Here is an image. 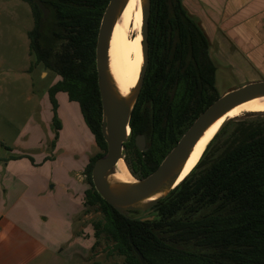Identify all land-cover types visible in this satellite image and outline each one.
<instances>
[{"label":"trees","instance_id":"1","mask_svg":"<svg viewBox=\"0 0 264 264\" xmlns=\"http://www.w3.org/2000/svg\"><path fill=\"white\" fill-rule=\"evenodd\" d=\"M27 30L34 63L55 72L53 95L66 93L78 103L83 120L101 149L84 173L85 204L97 205L94 223L123 261L114 264H264V111L222 123L188 174L142 220L133 211L118 213L94 189L90 170L106 149L95 69L99 22L108 0H41L45 18L33 0ZM148 62L123 143L124 161L136 178L153 171L194 118L219 96L209 42L182 0H150L147 19ZM227 124L232 128L218 143ZM143 134L147 149L134 137ZM215 144V145H214ZM212 151V152H211Z\"/></svg>","mask_w":264,"mask_h":264},{"label":"crops","instance_id":"2","mask_svg":"<svg viewBox=\"0 0 264 264\" xmlns=\"http://www.w3.org/2000/svg\"><path fill=\"white\" fill-rule=\"evenodd\" d=\"M182 3L187 13L197 23L200 21L208 42L216 43L226 63L227 59L232 60L247 78L264 76V0H182ZM47 73L39 70L38 77H46ZM23 76L32 82L30 72ZM58 79L59 76L38 90L28 86L27 99L32 101L31 132L16 145V150L9 147L0 157V264H29L47 251L41 220L16 213V201L27 196L42 204L48 198L57 199L65 190L74 202L88 188L84 169L98 152L97 145L76 101L57 91L53 105L48 89ZM73 124L80 129L79 136L73 134ZM34 249L35 254L27 253Z\"/></svg>","mask_w":264,"mask_h":264},{"label":"rangeland","instance_id":"3","mask_svg":"<svg viewBox=\"0 0 264 264\" xmlns=\"http://www.w3.org/2000/svg\"><path fill=\"white\" fill-rule=\"evenodd\" d=\"M198 23L200 24L199 20ZM32 24L31 8L27 1L0 0V157L9 147L16 150V145L31 132L32 101L27 99L28 86L32 85L33 90H38L58 77L40 63H34V58L28 54L27 30ZM207 32L212 37V30ZM210 43V54L216 63L215 82L219 94L251 80V77H257L251 75L247 78L235 68L230 59L226 63V59L218 52L216 43ZM39 70H47V76L39 78ZM26 71L30 72L32 82L23 76ZM231 128L232 124H227L217 136L215 144H219ZM72 131L78 136L81 133L76 124H73ZM97 150L101 151L98 146ZM84 179L89 187L86 176ZM84 191L79 200L74 202L65 190L57 199L48 198L42 204L27 196H22L20 201L15 202L16 213L37 216L41 220V235L45 227L44 243L47 251L41 252L29 264H114L123 261V256L116 253L103 231L95 234L98 229L94 227V223L102 217V213L97 205L85 204ZM27 253L35 254V249Z\"/></svg>","mask_w":264,"mask_h":264},{"label":"water","instance_id":"4","mask_svg":"<svg viewBox=\"0 0 264 264\" xmlns=\"http://www.w3.org/2000/svg\"><path fill=\"white\" fill-rule=\"evenodd\" d=\"M33 1L45 18L48 9L41 0ZM141 1L142 61L136 84L126 96H122L114 85L107 58L111 31L126 0H108L99 22L95 44V69L101 103L100 129L106 149L93 161L90 176L94 189L118 213L129 216L133 211H138L136 215H142L141 219L146 220L153 218L151 213L153 205L165 197L188 174L178 180L184 163L202 132L246 98L264 95V79L249 80L219 94L194 118L153 171L142 178H135L134 181L122 179L116 173L115 163L122 155L123 143L130 136L128 120L142 87L148 62L147 19L150 0ZM134 143L139 151L147 149L143 134H137ZM122 157L124 161V156ZM132 248L140 263L145 264L138 248L133 244Z\"/></svg>","mask_w":264,"mask_h":264},{"label":"bare ground","instance_id":"5","mask_svg":"<svg viewBox=\"0 0 264 264\" xmlns=\"http://www.w3.org/2000/svg\"><path fill=\"white\" fill-rule=\"evenodd\" d=\"M141 4V0H126L114 22L107 49L111 78L122 96L129 94L135 86L142 61ZM258 111H264V95H255L246 98L211 123L194 144L184 163L178 180L194 167L205 146L214 134L218 132L219 127L226 119L239 116L245 112ZM124 152L123 150L122 155L115 163L116 173L124 180L134 181L136 180L135 177L129 172L128 167H126L123 161L122 156H124Z\"/></svg>","mask_w":264,"mask_h":264},{"label":"flooded vegetation","instance_id":"6","mask_svg":"<svg viewBox=\"0 0 264 264\" xmlns=\"http://www.w3.org/2000/svg\"><path fill=\"white\" fill-rule=\"evenodd\" d=\"M256 79H264V76L261 75V76H257L255 79H252V80H256ZM145 139V138H144ZM145 146H146V140H145Z\"/></svg>","mask_w":264,"mask_h":264}]
</instances>
